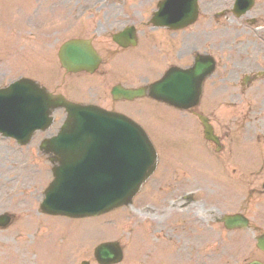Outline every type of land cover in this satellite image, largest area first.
I'll return each mask as SVG.
<instances>
[{
    "label": "rangeland",
    "instance_id": "rangeland-1",
    "mask_svg": "<svg viewBox=\"0 0 264 264\" xmlns=\"http://www.w3.org/2000/svg\"><path fill=\"white\" fill-rule=\"evenodd\" d=\"M68 1L71 0H67V2ZM88 1L93 2L94 0ZM101 1L102 0H99L98 4H100ZM111 3L112 0L109 3L105 0L101 9V21L102 23L105 21L104 24L106 26L110 23L107 19L110 16ZM52 6V10L49 12V9ZM61 6L62 4L60 0H0V84L7 83L22 73L33 75H37L38 73L39 75H45V73L42 72L47 70V83L50 84L52 88L59 86L58 89L67 93H73V96L75 97L82 94L84 91H92L95 88V81L84 75L69 77L65 84L61 81L62 70L57 62L56 51L63 36L61 32L54 33V35L51 36L53 30L55 31L56 27H60L67 18L64 16L65 11L61 10V8L58 9V7ZM34 19H38L39 21L37 22L39 26L38 32H36V30L31 32V26L29 24H32ZM67 20L69 25H76L79 23V20L73 15H70ZM84 25V28L88 29L91 27L92 22L87 21ZM81 32L82 30L80 31L79 29L77 33L80 34ZM67 33L74 34L71 30H67ZM150 44L151 42L146 43L144 40L140 39L139 44L135 48L129 49L128 53L132 50L131 54L134 56L148 55V58H144V61H147V65H150L152 63V57L154 56V54H149L151 48ZM34 68L37 73H35L36 71ZM38 78L45 81V79L41 77ZM77 86L79 87L78 90H76ZM143 104L144 106L140 110V117L137 119L143 123L154 143L156 142V139L164 140L167 147L179 155V160L185 156L186 158H191L194 164L200 168L212 169L213 172L216 171V168L210 167L209 162L200 160V155L199 158H197L196 153L193 151L196 147L193 139L194 135H192L190 131L179 126L175 131H169L165 134L169 140L161 133L159 135L160 131L158 128L159 126H162L165 121V119H163V108L149 106L150 103L147 101H143ZM156 106L164 105L157 103ZM126 108L130 109L129 107ZM224 110L225 109H221L220 112L224 113ZM179 120L180 119L176 120L178 124L180 123ZM166 122L169 123L170 121ZM35 138H37V135ZM0 145L2 146L0 147V194H11L12 189H10V187L17 184L23 185L26 190L17 197L19 199H16L14 202L6 203L7 207L4 206L6 201H1L0 208L2 209L3 206V208L9 209L8 206H10L11 211L17 213L18 217L15 221L25 226L24 230L26 231V238L29 240L30 236H33V234L30 233V231H32V228H30L31 226H29L30 222H28L32 214L31 206L33 201L31 202V200L33 199V196L35 198L40 195L42 187L48 182V168L50 164L47 157L43 153L35 150L31 145L22 148L18 147V151L8 150L5 147L8 144L6 142L2 143L1 139ZM219 160L223 166L229 164V161L223 154L220 156ZM155 177H157V175ZM222 190L224 197L229 198L233 196L234 190L229 185L224 184ZM263 198L261 203L264 207ZM139 200L138 203L142 201V196ZM202 200L205 201L206 204L217 201L214 198L209 199L207 195H203ZM248 201L255 203L257 199ZM22 202H24L23 205L26 206L25 208L28 209L25 210V212L21 210L23 207ZM237 206L238 203L236 202L230 203L229 208L235 209ZM213 210L215 212L218 211L217 209ZM252 210L255 212L254 205L252 206ZM252 210L251 208L248 209V213L251 214ZM122 212V209L110 212V215H115L116 217L114 223L121 227L118 231L119 234L124 230ZM254 217L255 221L258 218L259 222H264L260 215ZM95 227L96 228L92 232L99 233L101 229L98 227V224H96ZM81 229L82 228H73L72 231L83 232ZM85 232L87 233L89 231ZM112 232L113 228L106 227L104 230V236L112 234ZM245 233L244 230L232 232L228 235V239H226V232H219V236L214 237V242L216 243L217 240H220L221 238H223L224 241H228V243L231 240H239L241 236L243 239ZM126 235V233L122 235V240L126 244L124 259L125 257L128 258L133 255L130 250L131 247H128L129 242L131 244V239L130 237L127 239L124 238ZM70 241L71 238H67L64 243ZM245 241L247 244L246 237ZM25 253V249L18 251L20 257H23V254L28 256V254L26 255ZM37 253L40 262L38 264H65L54 255L53 248L37 251ZM165 261H167V259Z\"/></svg>",
    "mask_w": 264,
    "mask_h": 264
},
{
    "label": "water",
    "instance_id": "water-1",
    "mask_svg": "<svg viewBox=\"0 0 264 264\" xmlns=\"http://www.w3.org/2000/svg\"><path fill=\"white\" fill-rule=\"evenodd\" d=\"M51 102L58 104L61 100L55 101L33 82H18L0 91V130H11L9 133L14 135L20 133L17 127L6 125V120H12L15 115L29 119L36 114L39 123L34 126H41L45 122L46 107ZM68 110L65 127L47 143L55 154L53 160L58 161L56 177L46 198L56 207L48 210L53 213H95L116 205V202H124L130 195L127 153L136 161H143L149 153V144L142 132L118 114L74 104H68ZM94 153L104 158H97ZM112 157L115 172L108 173L106 166ZM61 205L75 209L63 210ZM249 264L262 263L253 261Z\"/></svg>",
    "mask_w": 264,
    "mask_h": 264
}]
</instances>
